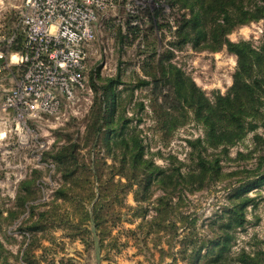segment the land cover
I'll list each match as a JSON object with an SVG mask.
<instances>
[{
	"label": "rangeland",
	"instance_id": "374dc122",
	"mask_svg": "<svg viewBox=\"0 0 264 264\" xmlns=\"http://www.w3.org/2000/svg\"><path fill=\"white\" fill-rule=\"evenodd\" d=\"M23 1L0 0V52L7 57L12 53L10 45L22 34L19 17ZM158 9V22L164 26L151 28L148 12ZM181 12L172 10L167 0H116L114 7L101 15L96 23V35L87 58L89 90L81 93L74 105L62 108L56 115L29 121L27 130L17 127L11 113L0 111V264L173 263L170 254L174 249L169 247V235H146L145 230L138 229L135 235L129 232L140 222L132 214V208L137 206L132 191L120 193L119 202L108 200L111 210L105 215L104 230L87 232L88 225L81 221L79 213L82 209H76L57 197V190L62 187L61 175L45 152L66 143H76L80 162L91 165L88 163L95 158L92 154L94 148L95 153L99 150L103 157V171L107 174L114 161L106 155L102 142L100 147H93V137L85 143V136L95 100L97 104L102 98L101 86L110 80H119L116 91L122 92V106L126 117L131 119L130 126L142 140L145 158L167 170L181 164L182 172L194 164L188 141L202 138L201 126L188 121L170 134L160 130L157 114L149 105L151 86H142L140 81L150 80L147 72H155L158 59L165 49H169L172 53L170 63L180 68L211 98L217 92L224 94L231 86L237 60L224 46L218 51L202 48L201 39L197 43L187 42L181 49L173 48L170 43L176 41L174 30ZM263 31L264 20H259L235 28L226 37L232 42H250L257 48L262 42ZM17 73L16 69L12 73L0 72V103L12 88ZM252 134L232 147L227 156L220 155L218 150L202 151L207 157L211 154L221 156L222 171L227 177L206 181L199 190L190 191L191 187L185 190L177 209L196 219L200 233L207 234L210 219L229 204L227 197L232 188L252 180L254 175L244 172L252 169L254 156L259 153L247 158L253 148ZM239 151L244 156H237ZM196 153L197 150L192 156L195 157ZM240 170L242 173L230 175ZM115 173L111 175L113 182H126ZM149 194L154 200L161 191L152 185ZM248 194L255 197L254 205L247 208V224L235 233L233 254L241 248L250 253L264 250V186L251 188ZM18 196L28 199L24 207L20 202L17 206ZM176 198L173 202L177 201ZM147 207L151 208V205ZM85 208H89L87 201ZM116 211L120 212L117 219L114 218ZM152 214L149 209L147 217ZM39 219L45 224V230L30 232L26 229ZM25 258L32 263H27ZM177 264L182 263L178 261Z\"/></svg>",
	"mask_w": 264,
	"mask_h": 264
},
{
	"label": "trees",
	"instance_id": "16d2710c",
	"mask_svg": "<svg viewBox=\"0 0 264 264\" xmlns=\"http://www.w3.org/2000/svg\"><path fill=\"white\" fill-rule=\"evenodd\" d=\"M167 2L172 10L182 11L178 14L179 24L174 30L176 41L170 43L173 48L181 49L187 42L197 43L201 39L202 48L218 51L224 46L237 60L231 86L224 94L217 92L211 98L180 68L170 63L172 53L169 49H165L163 56L158 59L155 72H147L150 80L140 81L142 86H151L152 100L149 105L153 113L157 114L160 130L170 134L188 121L201 126L202 138L188 141L194 164L182 172L181 164L167 170L145 158L142 140L134 131L135 128L130 126L131 119L126 117L125 107L122 106V92L116 91V85L120 82L110 80L100 88L101 101L96 104L95 100L93 105L85 143L89 137H93V147H98L102 142L106 155L110 156L114 164L107 166L109 170L105 174L103 157L99 155V150L95 153L94 148L92 154H95V158L88 163L91 165L81 163L76 155V143H66L45 152L61 175L62 187L57 190V197L76 209H82L79 210L81 221L87 223L86 231L92 233L105 229V215L111 210L108 200L119 202L120 193L132 191L137 203L132 208V214L140 222L129 232L135 235L138 229L145 230L146 235H169V247L174 249L170 254L171 264H177L178 261L182 264H264L262 249L253 253L244 248L235 254L231 252L236 231L247 224V208L254 205L255 197L249 196V189L264 186V31L262 42L257 48L250 42H232L226 37L237 27L264 20V0ZM159 16L160 9L148 12L151 28L164 26L158 22ZM23 36V33L19 34L10 45L12 53L23 51ZM3 64V60H0V66ZM13 69L18 72L20 67L13 66L9 70L3 68L0 72L12 73ZM258 129H262V132H257ZM250 133H253V148L249 150L247 158L259 153L254 156L252 169L243 171L254 176L243 185L232 188L227 197L229 204L210 219L206 227L208 232L204 235L198 231L196 219L182 214L177 207L187 187H191L190 191L199 190L206 181L227 177L222 171L220 155L227 156L229 150ZM207 149L218 150L220 155L204 156L202 151ZM195 150L197 153L193 157ZM237 156L244 155L239 151ZM114 173L126 182H113L111 175ZM240 173L241 170L230 175ZM152 185L161 191L154 200L149 194ZM175 197L177 201L173 202ZM86 201L89 208H85ZM19 202L24 207L28 199L18 196L17 206ZM147 205H151V208ZM149 209L153 214L147 217ZM119 215L120 212L116 211L114 218L117 219ZM70 225L73 226L72 223ZM26 229L40 232L45 230V224L40 219L34 220ZM76 229H79L78 225ZM25 261L32 263L28 258Z\"/></svg>",
	"mask_w": 264,
	"mask_h": 264
},
{
	"label": "built area",
	"instance_id": "2783aa9c",
	"mask_svg": "<svg viewBox=\"0 0 264 264\" xmlns=\"http://www.w3.org/2000/svg\"><path fill=\"white\" fill-rule=\"evenodd\" d=\"M115 1H23L19 23L24 49L8 57L0 52V71L20 67L0 103V111L11 113L18 128L27 130L29 121L58 114L89 90L87 58L96 23Z\"/></svg>",
	"mask_w": 264,
	"mask_h": 264
},
{
	"label": "crops",
	"instance_id": "0c3cea01",
	"mask_svg": "<svg viewBox=\"0 0 264 264\" xmlns=\"http://www.w3.org/2000/svg\"><path fill=\"white\" fill-rule=\"evenodd\" d=\"M0 128H1V122H0Z\"/></svg>",
	"mask_w": 264,
	"mask_h": 264
}]
</instances>
